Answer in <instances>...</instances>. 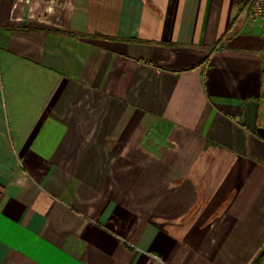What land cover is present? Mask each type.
I'll use <instances>...</instances> for the list:
<instances>
[{
  "label": "crops",
  "instance_id": "crops-1",
  "mask_svg": "<svg viewBox=\"0 0 264 264\" xmlns=\"http://www.w3.org/2000/svg\"><path fill=\"white\" fill-rule=\"evenodd\" d=\"M249 1L0 0V264L254 262Z\"/></svg>",
  "mask_w": 264,
  "mask_h": 264
},
{
  "label": "built area",
  "instance_id": "built-area-1",
  "mask_svg": "<svg viewBox=\"0 0 264 264\" xmlns=\"http://www.w3.org/2000/svg\"><path fill=\"white\" fill-rule=\"evenodd\" d=\"M248 17L252 21H264V0H250Z\"/></svg>",
  "mask_w": 264,
  "mask_h": 264
},
{
  "label": "trees",
  "instance_id": "trees-1",
  "mask_svg": "<svg viewBox=\"0 0 264 264\" xmlns=\"http://www.w3.org/2000/svg\"><path fill=\"white\" fill-rule=\"evenodd\" d=\"M137 42V40H131ZM264 81V79H263ZM258 126L264 127V86L259 97V112H258ZM264 262V248L260 251L252 264H262Z\"/></svg>",
  "mask_w": 264,
  "mask_h": 264
}]
</instances>
